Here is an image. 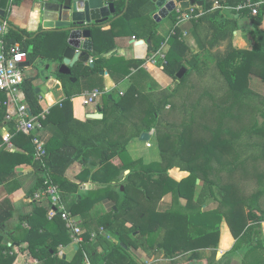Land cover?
Returning a JSON list of instances; mask_svg holds the SVG:
<instances>
[{
    "label": "trees",
    "instance_id": "1",
    "mask_svg": "<svg viewBox=\"0 0 264 264\" xmlns=\"http://www.w3.org/2000/svg\"><path fill=\"white\" fill-rule=\"evenodd\" d=\"M58 1L61 2L62 0ZM215 1L207 0L203 7V13L195 17L193 21L195 25L201 22L209 23L212 30L208 44L210 49L224 41H227V47L224 51L211 53V55L204 53V50L196 52L190 48L187 41L181 38V31L178 27L175 28L174 34L171 33L168 37L158 40L153 46V51H157L163 41H168L169 47L165 51L164 58L166 63L163 66L164 71L176 80V87L172 92L163 91L162 100L157 101L156 105L147 112L146 119L147 122L149 121L147 124L148 131L153 127L156 128L160 123V109L165 108L172 97L176 96V93L186 86L190 75L195 73L203 80L210 76L212 77V85L203 94L208 95L216 102L215 110L217 113L214 114L216 125L207 128L211 133L210 140L196 136L195 117L193 115L191 121L184 122L182 129L180 128L174 133L166 132L164 137L158 138L161 161L149 165L137 164L121 183L111 182L117 176L115 178L100 177V174L107 176L110 169L119 172L123 168H129V165L136 164L137 161H130L128 164L125 159L127 157L126 145L129 139L119 140L113 144L105 141L106 133L103 132L101 141H98L97 138L96 140L90 139L87 136L88 133L84 131L91 128V124L97 121L90 117L80 120L71 115L60 121L59 124H62L64 134L60 141L53 138L46 143L47 154L43 159L36 157L32 137L22 133L13 138L17 150L9 149L6 146L0 147V184L8 182L14 177L17 166L30 164L34 167L36 175L34 186L30 190L31 197H34L36 192L46 188L47 179L58 185L61 192L67 190L68 185H72L70 191L74 192L75 189L79 188V184L68 179L66 176L68 169L77 160L83 158L85 160L90 149H99L102 153V169L94 174L93 179L107 184L98 191L101 196L113 197L116 201V208H112L107 213L108 219L103 222V226L115 239L109 238L101 231H97L96 238L91 239L93 231L85 228L86 230L82 233L83 241L78 250L75 251L74 257L69 260L66 255H59V245L67 246L72 241L65 222L61 216L50 219L48 214L53 203L47 197L38 199L36 210L38 211L37 222L39 223L37 225L32 224V227L26 230L25 234V240L28 242L25 251L28 256L31 254L29 260L33 261L34 258H39L41 264H87V254L92 264H141L130 254L131 249H141L149 257L156 256L161 251L163 257L167 258L170 264H175L176 257L187 253H190L188 259L191 261L200 259L202 257L201 249L205 248H211L215 258L224 218L236 238L233 249L224 256L234 254L244 242L248 241L247 238L254 231V228H259L256 232L261 234L260 239L255 243H250L244 251L245 257L254 255L258 259L257 255L260 250L264 249L262 229L264 210L261 205V201L264 199V188L255 192L250 198L244 193L241 194L235 183L224 181L222 173L225 172L227 179V176H231L241 165H245L248 162L247 159H258L259 156L255 153L252 156L247 154L253 152V149L258 150L261 156H264V127L254 124L250 127H243L242 132L237 134L229 125V119H241L240 112L242 113V109L250 108L253 110L258 106L256 99L260 96L251 83L255 82L256 79L259 80L257 77H260L264 82V30L261 28L264 5L261 6L257 14H252L250 8L243 11L244 13L250 12L252 15L256 27L255 41L252 48L238 49L233 42V33L238 26L237 12L232 11L231 13L229 10L246 0H219L220 5L218 7H215ZM252 1L258 2L260 0ZM22 2L23 0H13V4L16 5H20ZM117 2V12L121 13L126 7L127 0H118ZM186 10L188 9H184V11ZM156 11V6L152 0H129L127 11L122 17L115 20L113 29L119 23L122 26L119 32L121 30L122 32L126 31V28L134 23L146 26L145 20L148 19L154 25L152 24L153 27L144 37H151L154 40L158 24L153 19ZM173 15L177 17L178 12L174 11ZM100 34L102 31L99 29L95 32V37H99ZM46 35V31L36 34V32L32 33L26 28H20L8 22L5 40L7 46L20 43L23 49L28 52L29 45L33 44L34 51L29 52V57L33 59L43 52ZM112 35L117 37L118 33L113 30ZM112 44L109 45L112 46ZM65 47L64 39L58 57L60 61L63 60ZM104 48L106 47L101 49L96 47L93 51L95 55L100 56L94 60V66L88 67L92 73H99L105 67L112 65L114 59L106 60L101 55ZM210 49L209 52H211ZM79 66L74 67L72 75L57 72V78L64 80L65 77L69 79L71 76L77 75L75 70H79ZM183 67L186 68V73L179 80L177 73ZM35 88L33 79L26 78L23 84L24 95L32 112L37 114L43 109L40 104V96L36 93ZM66 90L67 98L50 109L47 118L44 120L45 127L49 122L55 120L53 116L62 109L61 106L72 104L74 95L69 89ZM0 93L5 96L3 100L5 102L6 94L1 90ZM130 93L131 90L128 89L125 95L118 100L114 97L111 99L107 95L105 96L106 105H112L113 111L118 113L120 109L123 110ZM134 94L132 93V95ZM201 98L202 96L196 102L195 108L197 110ZM239 108L240 110L237 111ZM100 109L104 113L102 121H107L108 108L105 105H100ZM162 128L164 127L162 126ZM14 129L15 125L12 126L11 130ZM244 133L250 135L249 140H246L245 143L241 137ZM225 134H230L231 137H225ZM253 134L259 135L260 141H251L254 137ZM2 142L3 137L0 133V143ZM98 142L101 143L98 144ZM115 156L121 157L123 163L121 167L111 162ZM175 167L187 171L188 175L180 180L168 175L169 170ZM198 179L202 183L200 191H197ZM215 187H218V191L215 190ZM170 192L174 195L170 207L159 209L151 204L153 201H160ZM91 194L88 193L79 200L77 198V201L68 209L74 215H78L86 209V203L89 202V208H92L94 201H90ZM87 196L90 198L89 200H87ZM182 197L187 200L186 204L180 202ZM210 199L219 201V207L203 211L204 204ZM9 203L8 199L0 203V224L5 223L11 216L10 211L5 212ZM247 204H250L251 207L248 213L245 211ZM255 210L262 211V215L259 216ZM128 222L132 225L128 226ZM230 241V236L224 233L222 249L228 248ZM10 248V246L3 244L2 239H0V264H15L20 259L18 248H15L13 255L6 253Z\"/></svg>",
    "mask_w": 264,
    "mask_h": 264
},
{
    "label": "crops",
    "instance_id": "2",
    "mask_svg": "<svg viewBox=\"0 0 264 264\" xmlns=\"http://www.w3.org/2000/svg\"><path fill=\"white\" fill-rule=\"evenodd\" d=\"M46 1L60 2L58 0H23L20 5H13L11 12L6 19V22L0 21V25L5 24L7 27V23L10 22L16 26H19L20 28H26L32 33H34L36 30L41 31L42 27L40 26L38 28L36 20V9L38 8L40 2ZM63 1L64 0H62L61 2ZM189 1L190 7L186 11H184V9L182 8V12L187 13V11H189L191 8H196L200 12V14L203 13V7L206 4L207 0H205V4L203 6H197L196 0ZM178 7H180L179 4ZM215 7L218 6L215 4ZM232 11L237 12L233 9L229 10V12L231 13ZM118 12L117 15L120 14ZM236 17L238 18V26L233 33L234 46L238 49L252 48V46L254 45L256 32V27L254 25L252 15L250 14V12L244 13L243 11H241L236 13ZM170 18L172 23V25L170 26L171 29L169 28L170 31L168 30L167 33H164L166 21H170ZM193 19L194 18L189 20H181L178 19V16L174 17L173 14L164 19H161V21L159 22L154 19L158 23L156 26L157 30L155 32L156 37L154 40L151 37L141 36L137 30H134V33L131 37H129L128 35L120 36L119 34L117 35V37H113L112 31L114 30V20L111 24L100 28L103 35L100 34L98 35L99 37L96 38L94 34V37L92 38L94 43V50L96 49V47L100 49L104 46L106 47L104 48V51L101 55L102 57H105L106 60L114 59L112 61V65L105 67V69L102 70L103 72L100 71L99 73H92L88 70V67L92 66L91 62L89 63L79 61L75 65H80L78 68L79 70H75V73H77V75L71 76L69 79L65 77L64 80H60L57 78V72H59L58 69L61 62L63 61H60L58 57L62 48L64 35L59 31L47 32L43 52L37 58H28L27 62L30 64L25 65V71L29 69L28 67H31V65L35 64L40 58H45L53 61L47 66L48 72L46 74H43L45 76H39L38 74L35 75L32 73H25V76L26 78L33 79V84L35 85V87H41L44 85L47 86V91H45L44 94H39L40 104L42 106V109L44 110L50 111V109L54 105H57L65 98H67L66 89H69L74 96L72 97V104L68 106H61L62 109L59 112H56L53 116L55 120L49 122L47 127H45L43 135L46 141L48 142L53 138H56L58 141H60L64 134V131H62L61 127L62 124H59L60 121L68 118L71 115L80 120H84L86 117H88L89 113L101 112L104 115V113L100 109V105H105V107L109 110L108 120L102 121L104 116L103 118L99 119L92 118L97 121L93 122L91 124V128L84 132L88 133L87 136L90 139L94 138V140H96L97 138L98 141H101L102 139V132L106 133L104 137L105 141L111 142L113 144L117 143L119 140L129 139L128 144L126 145L127 157H125V159L127 160L128 164H130V161L137 162L136 164L129 165V168H123V170L119 172H117L115 169H113L115 171H112L110 169V172L107 176H103L100 174V177L115 178L117 176L115 180L112 179L111 182L121 183L126 179L128 174L132 171L133 168H135L137 164L139 165L143 163L144 165H149L153 162L161 161L162 158H160L161 152L159 145H157L159 150V153H157V155L153 156L154 153H152L153 151L151 150L155 146V144H157L154 136L155 133L153 134V131H155L156 128L153 127L150 131H148L147 123L135 119V116L140 109V105H138L137 107L135 106V104L137 103L136 99L140 98V96L137 94L139 90L144 91L145 94L148 95L149 93H154L156 89H162L163 91L164 88L166 89L168 87H173L176 85V80L174 79V77L164 71L163 64H165L166 61L163 58L158 62L154 61L155 57H159L156 56V51H153L154 44L158 40L168 37L171 33L174 34L175 28L178 27L181 31V38L187 41L190 45V48L196 52H202L204 50V53H209V55H211V53L214 54L218 51H224L227 47V41H224L221 44L210 49L208 44L212 30L209 23L201 22L198 25H195ZM145 22L147 28L145 30V34H147V32L150 31V28H152L154 24L148 19L145 20ZM121 28L122 26L120 27V29ZM261 28L264 30V17L262 20ZM120 32H122V30ZM148 38L151 39L150 44L146 43V41L142 44L138 43L139 40H147ZM96 40L98 43L96 42ZM109 44H112V46ZM50 45L51 50H47V47L50 48ZM162 45H164V48L168 45L166 49H168L169 47L167 40L163 41ZM209 49L211 50V52L208 51ZM165 51L166 50L164 49V55H166ZM94 53L95 52L91 53V59L93 60L100 56L95 55ZM44 63H46V61ZM74 67L72 68V73ZM74 78L76 79V81H74ZM92 80L102 82L105 85V90L102 91L101 97H99L94 103L84 105L82 104L81 94L86 93V91L92 89V86L90 85L92 84ZM79 81H81V85H79ZM150 82L154 84L151 85L149 84ZM128 89L131 90V93L128 95V100L126 101L123 110L120 109L118 113H115L113 111L112 105H106L107 103L105 102V96L109 95L112 99L113 97L116 98L115 95L118 94L119 97L122 98ZM132 93L135 94L132 95ZM4 99L5 96L0 93V133L2 136L5 131L11 130L12 126L15 125V120L9 117V114H12L13 110L10 111L7 108L5 102H3ZM148 111H150L149 107L147 109V112ZM141 118L142 113L140 115V119ZM143 132L151 133V138L145 140V143L141 138H139L141 136H139V134H142ZM99 143L101 142H98V144ZM15 150H17V148ZM101 158V150L90 149L87 152V158L85 160L84 158L77 160L68 169L66 176L71 182L79 184V188L75 189L74 192H71L70 190L72 188V185H68L67 190H62V204L66 208H69L72 204H74L77 201V198L78 200L82 199L84 194L86 195L87 193H92L90 199L91 202L94 201L95 203L98 199L102 201L99 204L100 206L98 210H104L105 214L109 213L112 208L116 207V201L113 197H103L98 193V191L100 189H103L107 184H105L104 182H100L99 180L95 181L93 179L94 174H97L102 169ZM111 162L118 167H121V165L123 164L120 156H115V158H113ZM15 172L16 173L11 180L6 183L0 184V203L5 199H8L10 203L6 206L7 210L5 209V212L10 211L11 213L10 218L5 223L0 224V239H2L3 244L11 247L10 250L6 251V253H8L9 255H13L15 248H18V252H20V259H18L15 264H41V260L39 258H34L33 261H31V259L29 260L31 254L28 256L25 251V246L28 245V242L25 240L26 230L31 228L32 224L37 225L39 223L37 222L38 211L36 209L38 199L35 198L36 193L34 194V197L30 196V190L34 186L36 180L34 167L30 164H21L16 167ZM169 174L176 180H180L188 175V172L182 171L180 168L175 167L169 170ZM199 180L200 179H198V181ZM173 197V193H168L160 200L158 208L165 209L167 207H170L173 202ZM169 198H171L172 201L169 202ZM180 202L182 204H186L187 200L182 197L180 198ZM219 205V201L210 199L206 204H204L203 211L216 209L219 207ZM78 215L80 216V214ZM78 215L76 216L78 217ZM127 225L131 226L132 224L128 222ZM224 233H227L231 238L230 246L226 249H222ZM235 244L236 238L233 236L227 220L224 218L221 224V235L216 257H213L211 248H205L201 249L202 257L200 259H195L192 261L188 259V261L190 262V264H210V262H212L211 264H264V249L260 250L259 254L257 255L258 259H256L254 255H248L247 257H245L242 251H238L237 253L231 254L229 256H224L227 252L233 249ZM69 245L65 246L64 244H60L59 255L61 249L63 251V255H66L67 258L68 255L65 254L67 249H70V247H72L74 252L78 250V247H76V245H73L71 243ZM134 250L140 255L146 256L148 258L147 260H150L147 253H145L143 250ZM183 256L184 255L176 257L175 264H182L180 263L181 261L178 260ZM37 261L39 262L37 263Z\"/></svg>",
    "mask_w": 264,
    "mask_h": 264
},
{
    "label": "rangeland",
    "instance_id": "3",
    "mask_svg": "<svg viewBox=\"0 0 264 264\" xmlns=\"http://www.w3.org/2000/svg\"><path fill=\"white\" fill-rule=\"evenodd\" d=\"M142 23H145V22H142ZM171 25L172 23H171V18H170V21L169 20L166 21V25L164 27V33L168 32ZM120 27H121V24L119 23L114 28V32L115 33L118 32L120 36L128 35L129 37H131L132 34L134 33V30H137L141 36L147 35L145 34L146 33L145 30L147 28L146 26H143V24L134 23L131 26L127 27L126 28L127 30L122 33L119 32ZM167 46L164 48L165 50ZM28 50L29 52H33L34 45L30 44L28 47ZM47 50H51V45H50V48L47 47ZM161 59H162L161 57H157L156 59H154V61L158 62ZM45 61L46 63H44ZM51 62L53 61L45 59V58H40L35 64L31 65V67H28L29 69H27L25 73L26 74L32 73L35 75L38 74L39 76H45L43 74L44 73L46 74L48 72L47 66ZM257 78L259 80L256 79V81L251 83V85L253 84L252 87L254 88L256 92H258L260 96L256 99V103H258V106L254 108L253 110L250 108L242 109L241 110L242 113L240 112L241 119H238V118L229 119L230 121L229 125L233 127L234 132L237 134H240L242 132L243 127H250V126H253L254 124L256 126L264 127V113H263L264 112V100H263L264 99V82L262 81L260 77H257ZM91 83L92 84L90 85L92 86L91 87L92 89L86 92H90L96 88L101 91L105 90V85L102 82L92 80ZM186 83H187L186 86L182 88L178 93H176V96L172 97L171 101L168 102V105L165 108L160 109V113H159L160 123L156 127V130L153 131V134L155 133L154 136L157 142V144H155V146L151 149L153 151L152 153H154L153 156L159 153L158 146H157L159 145L158 138L160 136L164 137L166 132L174 133L176 130L180 128L182 129L183 128L182 125L184 124V122L187 121L188 123L189 121H191L192 120L191 118L193 117V115L195 117V120L194 119L193 120L196 126V131H195L196 136H199V138H203L205 140H208V139L210 140L211 133L207 128L214 127L216 125V120L214 117V114L217 113V111L215 110L216 102H214L208 95H203V94L205 93L206 90L209 89V86L212 85V77L209 76L203 80V79H200L197 74L193 73L192 75H190V77H188ZM149 84L153 85L154 83L150 82ZM79 85H81V81H79ZM175 87L176 85L173 87L172 86L168 87L166 89L164 88L163 91L172 92ZM163 91L162 89L160 90L156 89L154 93H149L148 95H146L145 92L142 90L138 91L137 94L140 96V98L136 99L137 103L135 104V106L137 107L138 105H140V109L135 116L136 120L144 121L147 124L149 123V121L148 122L146 121L147 109L148 107L149 109H151L156 104L157 101L160 102L162 100ZM201 96L202 98H201L200 106L197 110L195 108V105H196L198 98H200ZM115 97H116V100L120 99L118 94H116ZM239 110L240 108L237 111ZM141 113H142V118L140 119ZM161 125L164 128H162ZM158 127H160V129H158ZM247 134L244 133L241 135V137L243 138L242 141H244V143L246 142V140H249L250 135H247ZM253 135L254 137H252L251 141H254V142L260 141L261 138L259 135L257 134H253ZM229 136L231 137L230 134L229 135L225 134V137H229ZM139 138H141V136ZM142 141L144 143L146 142L145 140H142ZM253 153L257 154L259 158L256 160L247 159L248 162H246V164L243 166L241 165V167L238 170H236L231 176H227V179L225 176V172L222 173V176L224 177V181L235 183L238 190L241 192V194L244 193L250 198L254 195L255 192L264 188V156H261L260 152L256 149H253V152H248L247 154L252 156ZM160 158H161V155H160ZM198 183L199 184H198L197 191H200L202 187L201 180H199ZM215 190L218 191V187H215ZM90 198L87 196V200H89ZM168 200L169 202L172 201L171 198H169ZM144 201L146 200L144 199ZM101 202L102 201H100L99 199L96 200V202L93 203L94 204L93 208L91 207L89 208V204H88L89 202L86 203V209H84L83 212L80 213V216L78 215V219L79 220L81 219V227L83 231L85 228L94 230L92 233H97V231L103 230V233H105L106 236H108L111 239H115V237L112 234L108 233L106 228L103 226V222L107 221L108 215L105 214L104 210H98L100 206L99 204ZM159 203L160 201L151 202L152 205H155L157 207H159ZM261 205L264 210V199L263 201H261ZM250 210H251L250 204H247L245 207V211L248 213V211ZM255 211L258 213L259 216L262 215V211L261 212L258 210H255ZM263 224L264 223H262V229L264 226ZM257 229L259 228H254V231L247 238L248 241L244 242V244H242L240 249L237 250L235 253H237L238 251H242L244 253V251L248 248V245H250V243H255L260 239L261 234L256 232ZM73 243L74 242L72 240L71 244ZM66 254L68 255V259L71 260L74 257L75 252L73 248L70 247V249L66 250ZM130 254L141 264H170V261L167 258L163 257L161 251L158 252L156 256H153V257L148 256L150 260H147L148 258L146 256L140 255L134 249L130 250ZM189 255L190 253L185 254L182 258H179L178 261H181L180 263L182 264H190V262L188 261Z\"/></svg>",
    "mask_w": 264,
    "mask_h": 264
},
{
    "label": "built area",
    "instance_id": "4",
    "mask_svg": "<svg viewBox=\"0 0 264 264\" xmlns=\"http://www.w3.org/2000/svg\"><path fill=\"white\" fill-rule=\"evenodd\" d=\"M217 6L220 5L219 0L215 1ZM264 5V0L253 2L252 0H246L234 7L233 10L237 12L245 11L250 8L252 14H257L260 11L261 6ZM182 8L178 7V19H192L200 15V12L196 8H191L187 13L181 11ZM6 25H0V90L6 94L5 105L11 111L9 117L15 120V129L7 130L3 134V142L0 143V147L6 146L9 149H16L13 138L15 135L22 133L32 137L33 144L36 149V157L43 159L47 154L46 139L44 138V120L49 114V110H42V112L34 114L27 102L23 84L26 81L25 66L23 63L27 62L29 58V52L24 50L20 43H14L7 46L5 40ZM145 43V42H144ZM142 44V43H141ZM164 45L156 51V56L165 58ZM156 59V57L154 58ZM91 62H94L91 59ZM102 91L95 89L91 92L81 94L82 104L94 103L100 96ZM73 100V99H72ZM46 188L42 191H38L35 194L36 199L47 197L53 206L49 211V217L54 218L61 216V219L65 222L72 240L73 245L79 248L83 241V229L81 227V219L79 220L76 215L73 214L68 208L62 204L61 190L58 185L52 183L50 180H46ZM103 232V230L101 231ZM97 233L91 234V239L96 238ZM60 255H63L61 249ZM87 264H92L88 255L86 254ZM39 261H37L38 263Z\"/></svg>",
    "mask_w": 264,
    "mask_h": 264
},
{
    "label": "water",
    "instance_id": "5",
    "mask_svg": "<svg viewBox=\"0 0 264 264\" xmlns=\"http://www.w3.org/2000/svg\"><path fill=\"white\" fill-rule=\"evenodd\" d=\"M117 0H64L63 2L46 1L40 2L36 9V20L38 28L41 31L51 32L59 31L63 33L66 47L63 52V61L58 71L65 75L72 74V68L79 62H91V53L94 51L92 38L97 30L111 24L114 20L122 17L128 9L129 0H127L125 10L117 15ZM157 11L153 15L156 21H161L174 11H177L178 4L180 8L188 9L189 0H152ZM205 0H196L197 6H203ZM13 0H0V21L6 22L13 7ZM8 24V23H7ZM36 30V34L41 32ZM150 44L151 39L139 40L138 43ZM94 66L93 62H91ZM30 63L25 62L23 65ZM103 72V71H102ZM186 73L183 67L177 73V77L182 79ZM74 81L76 79L74 78ZM37 94L47 91V86L36 87ZM101 112L89 113L90 118H103ZM151 138L150 132L141 134L142 140ZM122 189L123 186H122ZM116 208V207H115ZM125 246V244H123ZM126 247V246H125Z\"/></svg>",
    "mask_w": 264,
    "mask_h": 264
}]
</instances>
